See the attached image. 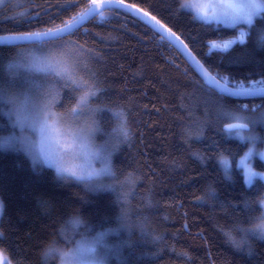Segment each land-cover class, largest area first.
I'll use <instances>...</instances> for the list:
<instances>
[{"label":"trees","instance_id":"obj_1","mask_svg":"<svg viewBox=\"0 0 264 264\" xmlns=\"http://www.w3.org/2000/svg\"><path fill=\"white\" fill-rule=\"evenodd\" d=\"M119 1L163 22L232 87L264 79V11L244 43L209 52V41L231 38L239 29L198 20L181 8L182 0ZM92 5V0L10 2L0 8V35L57 29ZM102 13L63 37V49L37 45L48 49L44 55L74 54L81 78L103 90L92 106L126 114L130 138L114 140L113 183L72 182L34 161L19 140H11L20 129L8 115L10 106L0 103V251L12 264H42L45 244L66 217L80 214L89 231L103 228L96 238L113 236L103 243L113 264H264V240L247 237L237 248L221 232L247 225L259 215L257 202L264 198V182L257 178L248 185L239 167L248 144L224 130L228 119L221 112L258 111L264 98L234 99L212 90L150 25L115 8ZM21 47L0 46V87L12 93L27 87L6 70ZM33 78L45 85L44 91L58 90V112L75 105V93L64 81L42 74ZM96 121L98 140L105 143L118 121L107 110ZM222 157L231 165L227 177ZM253 159L263 172L264 161ZM125 180L127 185L121 183Z\"/></svg>","mask_w":264,"mask_h":264},{"label":"snow or ice","instance_id":"obj_2","mask_svg":"<svg viewBox=\"0 0 264 264\" xmlns=\"http://www.w3.org/2000/svg\"><path fill=\"white\" fill-rule=\"evenodd\" d=\"M3 3V0H0ZM105 8H121L126 11H132V5H123L122 3H112L108 0L102 5ZM182 9H194L196 17L201 20H223L225 23L236 24L241 21H246L249 24L252 22V16L260 8V5L255 2H243V0H215L209 3H185L181 5ZM96 9L93 8L92 12ZM134 16L150 25L157 32L161 33V40H179L171 29H165L164 25L156 19L155 16L149 18V14L144 12L140 15L137 10L132 13ZM103 16V13H100ZM84 16H81V20ZM79 26V21L75 27ZM75 28L73 24L66 25L64 28L57 29L55 32L49 31L44 33H29L20 36L0 37V43H15L16 41H31L41 40L45 44L51 43L52 48L63 49L64 45L60 41L64 35L74 34ZM244 34L241 33L240 41L243 43ZM264 40V37L261 38ZM183 43L182 41H180ZM233 41L228 43L213 44V47L226 51L230 48ZM187 47V45H185ZM80 64L73 55L65 57H55L52 55H35L30 54L16 61L10 62L7 65V74L12 78H22L27 87L22 93H12L4 87H0V103L10 106L8 115L15 118V123L22 129H33L40 135L41 153L45 158L56 167L61 175L74 177L79 181H92L94 178L101 176H113V166L111 157L115 151L113 142H106L100 148L93 146V140L96 134L100 131L99 124L96 121V116L99 112L107 110L112 113L114 119L118 121L116 128L113 131L114 141L122 137L127 141L130 138V131L127 127L126 114L123 111H113L107 108H96L92 106L93 100L103 90L99 89L94 81L81 78L79 74ZM45 77L52 75L64 81L66 85L71 86L72 91H83L75 104L72 107V120L65 121L60 114L54 111L58 102L59 92L54 87H48L44 91L45 85L38 79L33 77L37 75ZM224 92L234 96H264V79L255 80L248 84L236 82L235 90L230 87H225ZM42 93V98H41ZM246 107V106H245ZM221 116L225 119L235 121H246L227 124L225 131L239 138L241 141H246L251 145L243 158L239 160V167L243 169L247 182L252 184L257 178L264 179V173H258L252 168V158L259 157L264 159V151L257 148V141L260 137L255 133L254 127L257 123H264V112L258 117H249L238 114L232 111H222ZM81 118H84L83 120ZM82 121V122H78ZM91 121V122H89ZM16 137L11 140L15 141ZM22 143L27 145L28 137L19 138ZM61 140L63 143L61 144ZM55 141L60 144V149L56 153L45 151V145ZM264 143V142H262ZM73 153L80 161L71 167L67 166L64 161V156L60 153L64 150ZM100 163V167H96V163ZM225 176H229L231 165L226 157L221 158ZM260 206L259 215L249 218V223L259 221L256 230L251 231V235L258 236L264 239V198L257 202ZM251 207V205H246ZM80 222L77 221V225ZM240 231L244 233L241 240H233L232 232ZM225 237L231 241L237 248L242 244L247 243V237L250 230L237 225L234 229H221ZM94 251L92 247H81V252L90 254ZM4 264H10V261L5 260Z\"/></svg>","mask_w":264,"mask_h":264},{"label":"clouds","instance_id":"obj_3","mask_svg":"<svg viewBox=\"0 0 264 264\" xmlns=\"http://www.w3.org/2000/svg\"><path fill=\"white\" fill-rule=\"evenodd\" d=\"M22 93V92H19ZM83 95V91L75 92L73 97L74 104L77 103L79 97ZM42 98V93H41ZM72 107L59 113L65 121L72 120L71 114ZM82 122V121H78ZM103 145L102 141L98 140V134H96L93 140V146L100 148ZM65 158H76L73 153H66ZM101 165L96 163V167ZM69 181L75 182V178L67 176ZM100 179L107 180V176H101ZM127 185V180L121 182ZM77 221L80 223L77 225ZM259 221L242 225L243 228L250 230L248 238L258 236L251 235V231L256 230ZM97 231H103V228L88 230V222L80 214H72L65 218L58 228L56 237L49 240L41 250L42 264H113V260L108 258V255L103 251L104 244L100 243L96 239ZM233 240L239 241L244 236L243 232L233 231ZM112 235L106 237L105 242L112 241ZM264 240V239H262ZM228 243L233 247H236L231 241ZM92 247L94 251L90 254H84L81 252V247Z\"/></svg>","mask_w":264,"mask_h":264},{"label":"rangeland","instance_id":"obj_4","mask_svg":"<svg viewBox=\"0 0 264 264\" xmlns=\"http://www.w3.org/2000/svg\"><path fill=\"white\" fill-rule=\"evenodd\" d=\"M92 1H93V3H96V2H99V1H106V0H92ZM10 2H13L14 4H16V5L19 6V5H22L23 3H25L26 0H24V1L23 0H3V3H0V8L3 7L4 5H6L7 3H10ZM197 2H199V3H209V2H215V0H182V4H185V3H197ZM243 2H255V3H257V4L260 5V8L257 9V11L252 16V22H251V24H249L246 21H241V22H238V23H236L234 25L233 24H230V23H225L223 20H221V21H216V20H208V21H205V20H201V19H199V18L196 17V12H195L194 9H186L188 11H191L194 14V16L198 20H200L202 22H205V23H217V24H221V25H223L225 27H235V28H238L239 29L238 30V34L235 35V36H233V37H231V38L222 39V40H216L215 39V40L209 41V47H208V51L209 52H212V51H223L221 49H218V48L213 47V44L214 43L215 44H221V45H223L224 43H228L229 41H233V43L231 44L230 48L234 44H236V43H241V41H240L241 33L244 34L243 43L247 40V34H248V31H249V28L251 27V25L253 24V22L255 21V19L257 17H259V15L264 11V4L262 3L261 0H243ZM47 51H48V49L45 48V46H42V45H37V44L26 45V46H23V47L17 49L15 60L20 59V58H22L24 56H27V55H30V54L44 55ZM54 53H56V51L55 52H52L51 54H48V55L55 56V55H53ZM59 54H61V52ZM58 57H63V56L61 54V55H58ZM74 58L76 59V57H74ZM54 111L57 112L58 114L60 113L57 110H55V108H54ZM232 112H236L238 114L245 115V116H249V117H258L261 114V112H264V108L261 109V110H258V111L238 110V111H232ZM81 119L83 120L84 118H81ZM89 122H91V121H89ZM238 122H246V121H235V120L228 119V124L229 123H238ZM250 127H254L255 133L260 137V140L257 141V145H256L257 148L260 151H264V143H262V142H264V123H257L255 125H250ZM19 129H20V133H19V136L17 137L18 139H16V141L19 140V144L21 145L20 147L23 148L28 153H30L31 158L34 161H36V162L38 161L39 163H41V164H43L45 166L51 167L54 170H56V172L58 173L56 167L54 165H52L45 158V155L44 154L41 153L40 135H39V133L37 131L33 130V129H27V128L22 129L20 127H19ZM230 136L236 137V136H234L232 134H230ZM19 137L20 138L28 137L29 139H28V141L26 143H27V145H30V147L29 146H26L25 143H22L20 141ZM110 141L115 144V142L112 141L111 139L108 140V141H105V143L106 142H110ZM244 142H246V141H244ZM62 143H63V141L61 140V144ZM105 143H103V144H105ZM115 146H116V144H115ZM249 147H251L250 144H248L247 151H248ZM59 149H60V144L56 143L55 141H53V142L45 145V151L46 152H49V153H56ZM66 153H70V152H68L65 149L60 154L64 156V161H65V163H66L67 166L71 167V166H73L75 164L80 163V161L78 159H76V158H65V154ZM253 158H252V168H253V170L256 171V172H258V173H264V171L263 172H260V171H258L255 168L254 159ZM262 160L264 161V159H262ZM220 161H221V159H220ZM58 174L61 175L60 173H58ZM62 176H66V175H62ZM107 177L110 180V183L109 184L112 185L113 182H111V181H113L114 178L112 176H107ZM101 180L102 179H100V177H98V178H94L92 181H89V182H90V184H92V182L95 183V181H101ZM245 180H246V183L248 185H251V184H249L247 182L246 176H245ZM261 180L264 182V179H261ZM102 181H104V180H102ZM83 182H85V181H83ZM102 186L100 188H106V186H104V187H102ZM0 211H1V205H0ZM96 239L100 243H102V244L105 243V241H104L105 240L104 234H100ZM103 251L105 252L106 255L109 256L108 249H106L104 247L103 248ZM5 260L9 261V259H7V257L3 254V252L0 251V264H4V261ZM10 264H12V263L10 262Z\"/></svg>","mask_w":264,"mask_h":264},{"label":"water","instance_id":"obj_5","mask_svg":"<svg viewBox=\"0 0 264 264\" xmlns=\"http://www.w3.org/2000/svg\"><path fill=\"white\" fill-rule=\"evenodd\" d=\"M107 2H108V0H106V1H99V2L93 3V5L83 15L84 18L82 20H81V16H78L77 18H75L73 21H71L67 25L73 24L74 25V28H75V31H77L78 29H80L81 27H83L86 23H88L89 21L94 20L101 12H103V11H105L107 9H110V8L102 7V5H104ZM111 2L112 3H122L123 5H132V4H129L127 2H123V1H119V0H111ZM93 8L96 9L95 12H92V9ZM115 9H118L120 11H125V12H127V13H129L131 15H133L132 13L135 12V11H137V10L140 11V15H142L144 12H146L144 10H141V9L135 7V6L133 7L132 11H126V10H124L123 7H121V8H115ZM135 17L138 18V16H135ZM150 17H152V15L149 14V18ZM77 21H79V26L78 27H75ZM160 23L162 25H164L165 29H170L163 22L160 21ZM65 26H63L61 28H64ZM61 28H59V29H61ZM56 30L57 29H55V30H49V31L55 32ZM49 31H42V32H35V33H44V32H49ZM172 32H174V31H172ZM26 34H29V33H26ZM26 34L0 35V37L20 36V35H26ZM159 34L161 35V33H159ZM66 36H69V35L66 34L63 37H66ZM176 36L179 37V40H175V38H172L171 41L170 40H167V39L166 40L168 42H170L183 55V57L187 60V62L191 65V67L199 74V76L203 79V81L206 83L207 86H209L210 88H212L213 90H215L216 92H218V93H220V94H222L224 96L231 97V98H234V99L264 98V96H234V95H230V94L224 92V88L225 87H230L233 90H235V87H232L230 84L225 83L224 81L218 79L214 74H212L205 67V65L198 59V57L193 53V51L184 42V40L178 34H176ZM180 41H182L183 43H181ZM42 43H44V42L41 41V40L16 41L15 43H0V46H26V45L42 44ZM185 45H187V47H185ZM226 127H227V125H225L224 128L226 129Z\"/></svg>","mask_w":264,"mask_h":264},{"label":"bare ground","instance_id":"obj_6","mask_svg":"<svg viewBox=\"0 0 264 264\" xmlns=\"http://www.w3.org/2000/svg\"><path fill=\"white\" fill-rule=\"evenodd\" d=\"M130 4V3H129ZM133 5V4H132ZM133 6H135V5H133ZM135 7H137V6H135ZM137 8H139V7H137ZM140 9V8H139ZM142 10V9H141ZM87 12V10L82 14V15H84L85 13ZM150 14V13H149ZM82 15H80V16H82ZM150 15H152V14H150ZM153 16V15H152ZM67 25V24H66ZM65 26V25H64ZM63 27V26H62ZM61 28V27H60ZM57 29H59V28H57ZM53 30H55V29H53ZM8 35H12V34H8ZM212 89V88H211ZM213 90V89H212ZM252 99H257V98H252ZM258 99H260V98H258ZM243 100H249V99H243Z\"/></svg>","mask_w":264,"mask_h":264}]
</instances>
